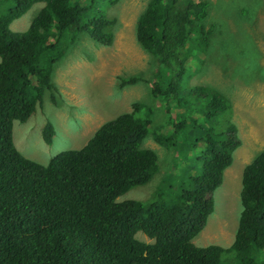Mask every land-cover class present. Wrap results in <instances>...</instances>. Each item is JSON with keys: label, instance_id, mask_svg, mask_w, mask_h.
I'll return each mask as SVG.
<instances>
[{"label": "trees", "instance_id": "16d2710c", "mask_svg": "<svg viewBox=\"0 0 264 264\" xmlns=\"http://www.w3.org/2000/svg\"><path fill=\"white\" fill-rule=\"evenodd\" d=\"M118 1L0 0V264H264V147L242 169L232 243L193 241L241 142L228 97L190 83L192 63L207 51L215 26L205 22L209 0H148L137 17L135 38L157 69L148 79L122 78L119 86L151 82L162 122L153 123L154 108L134 101L81 147L46 164L15 146L13 121L27 120L45 95L56 100L55 67L77 38L111 44L115 18L106 9ZM39 2L25 29L10 28ZM54 133L47 122L44 142ZM149 136L178 151L182 163L174 157L147 200L119 199L160 168L157 152L143 144Z\"/></svg>", "mask_w": 264, "mask_h": 264}, {"label": "rangeland", "instance_id": "374dc122", "mask_svg": "<svg viewBox=\"0 0 264 264\" xmlns=\"http://www.w3.org/2000/svg\"><path fill=\"white\" fill-rule=\"evenodd\" d=\"M147 1L119 0L106 9V14L115 18L110 45L81 36L66 50L53 74L56 100L45 95L27 120L13 121V142L23 155L46 164L62 150L79 148L102 122L131 110L134 101L154 108L153 123L163 121L160 101L149 93L151 82L140 79L119 86L122 78L139 75L148 79L157 69L156 58L135 38V23ZM209 1L205 22L208 27L211 23L215 26L207 51L199 53V59L192 63L194 73L190 83L212 86L228 97L231 120L241 142L223 172L221 184L212 194L213 211L193 241L199 246L227 247L234 239L242 209L239 195L242 169L264 147V0ZM41 5L33 4L13 20L10 28L25 29ZM242 8L246 11L240 12ZM47 122L55 130L50 144L42 137ZM143 144L157 152L160 168L147 183L132 187L119 199L147 200L164 181L174 157L177 156L178 164L182 163L178 151L156 143L150 136ZM135 236L150 241L142 232Z\"/></svg>", "mask_w": 264, "mask_h": 264}, {"label": "bare ground", "instance_id": "6f19581e", "mask_svg": "<svg viewBox=\"0 0 264 264\" xmlns=\"http://www.w3.org/2000/svg\"><path fill=\"white\" fill-rule=\"evenodd\" d=\"M71 230V229H70ZM65 237V236H64ZM87 256V255H86ZM81 261V260H80Z\"/></svg>", "mask_w": 264, "mask_h": 264}]
</instances>
